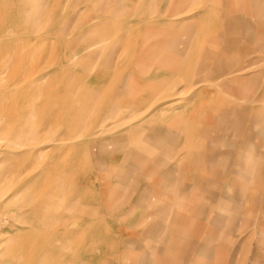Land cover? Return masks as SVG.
Instances as JSON below:
<instances>
[{
  "label": "rangeland",
  "instance_id": "374dc122",
  "mask_svg": "<svg viewBox=\"0 0 264 264\" xmlns=\"http://www.w3.org/2000/svg\"><path fill=\"white\" fill-rule=\"evenodd\" d=\"M0 264H264V0H0Z\"/></svg>",
  "mask_w": 264,
  "mask_h": 264
},
{
  "label": "bare ground",
  "instance_id": "6f19581e",
  "mask_svg": "<svg viewBox=\"0 0 264 264\" xmlns=\"http://www.w3.org/2000/svg\"><path fill=\"white\" fill-rule=\"evenodd\" d=\"M9 60V59H8ZM25 60V59H24ZM24 62V61H23ZM36 66V65H35ZM54 237V236H53ZM91 248V247H90ZM87 252V251H86ZM90 253V252H89ZM49 262V261H48Z\"/></svg>",
  "mask_w": 264,
  "mask_h": 264
}]
</instances>
